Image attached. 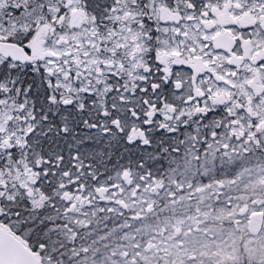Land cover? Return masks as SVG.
<instances>
[{"label": "snow or ice", "instance_id": "6c2138e0", "mask_svg": "<svg viewBox=\"0 0 264 264\" xmlns=\"http://www.w3.org/2000/svg\"><path fill=\"white\" fill-rule=\"evenodd\" d=\"M0 264H264V0H0Z\"/></svg>", "mask_w": 264, "mask_h": 264}]
</instances>
